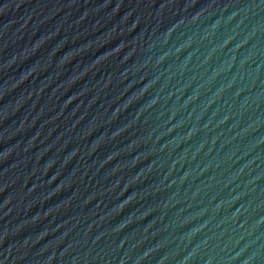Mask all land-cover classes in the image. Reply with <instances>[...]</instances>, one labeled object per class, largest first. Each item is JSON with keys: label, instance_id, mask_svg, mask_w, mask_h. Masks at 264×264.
I'll return each mask as SVG.
<instances>
[{"label": "water", "instance_id": "water-1", "mask_svg": "<svg viewBox=\"0 0 264 264\" xmlns=\"http://www.w3.org/2000/svg\"><path fill=\"white\" fill-rule=\"evenodd\" d=\"M0 264H264V0H0Z\"/></svg>", "mask_w": 264, "mask_h": 264}]
</instances>
